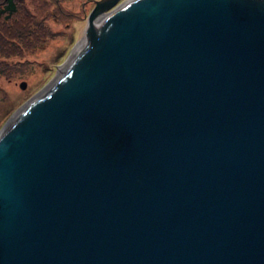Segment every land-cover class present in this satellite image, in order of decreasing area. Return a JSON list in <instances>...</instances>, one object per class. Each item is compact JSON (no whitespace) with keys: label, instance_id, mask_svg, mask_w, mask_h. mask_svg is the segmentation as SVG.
<instances>
[{"label":"water","instance_id":"water-1","mask_svg":"<svg viewBox=\"0 0 264 264\" xmlns=\"http://www.w3.org/2000/svg\"><path fill=\"white\" fill-rule=\"evenodd\" d=\"M117 1L0 129V264H264V0Z\"/></svg>","mask_w":264,"mask_h":264},{"label":"rangeland","instance_id":"rangeland-1","mask_svg":"<svg viewBox=\"0 0 264 264\" xmlns=\"http://www.w3.org/2000/svg\"><path fill=\"white\" fill-rule=\"evenodd\" d=\"M43 12L45 23L56 33L45 45L27 54L29 61L23 73H17L7 80L0 78V129L13 115L44 87L49 85L58 72V68L68 59L72 48L85 33L88 17L82 12L85 0H58ZM33 9L34 4H30ZM27 83L25 88L20 83ZM17 111V112H16Z\"/></svg>","mask_w":264,"mask_h":264},{"label":"trees","instance_id":"trees-1","mask_svg":"<svg viewBox=\"0 0 264 264\" xmlns=\"http://www.w3.org/2000/svg\"><path fill=\"white\" fill-rule=\"evenodd\" d=\"M52 2L59 1L0 0V78L23 73L29 63L25 56L55 37L42 15Z\"/></svg>","mask_w":264,"mask_h":264},{"label":"bare ground","instance_id":"bare-ground-1","mask_svg":"<svg viewBox=\"0 0 264 264\" xmlns=\"http://www.w3.org/2000/svg\"><path fill=\"white\" fill-rule=\"evenodd\" d=\"M118 2V1H117ZM123 3H116L114 4L111 9L105 10L106 12H99L97 14V18L94 20V25L97 26L99 23H101L105 18H107L110 14H112L115 10H117ZM101 13V14H100ZM86 33H87V28L85 29V33L83 34V36L80 38L79 41H77V44L74 48H72V51L67 59V61L65 63H62L59 68H58V72L57 75L55 77L58 78L68 67L69 63L72 62V60L74 59V57L77 55V53L80 51V49L83 47V45L85 44V42L87 41L86 39ZM52 81V80H51ZM49 86L47 85L46 87H44V89H42L35 97H37L41 92H43L46 88H48ZM34 97V99H35ZM17 112V111H16ZM19 112H17L18 114ZM16 114V115H17ZM16 115H14L13 117L15 118ZM14 119H12L11 121H13ZM10 121V124H11Z\"/></svg>","mask_w":264,"mask_h":264},{"label":"flooded vegetation","instance_id":"flooded-vegetation-1","mask_svg":"<svg viewBox=\"0 0 264 264\" xmlns=\"http://www.w3.org/2000/svg\"><path fill=\"white\" fill-rule=\"evenodd\" d=\"M95 1L96 0H85L82 2V12L84 13V15H86V17H88L89 13L94 8ZM126 1H128V0H118V2H116V3H125Z\"/></svg>","mask_w":264,"mask_h":264}]
</instances>
